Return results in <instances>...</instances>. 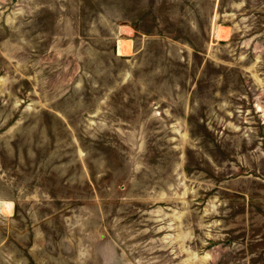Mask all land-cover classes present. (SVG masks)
Wrapping results in <instances>:
<instances>
[{
	"label": "rangeland",
	"instance_id": "374dc122",
	"mask_svg": "<svg viewBox=\"0 0 264 264\" xmlns=\"http://www.w3.org/2000/svg\"><path fill=\"white\" fill-rule=\"evenodd\" d=\"M0 264H264V0H0Z\"/></svg>",
	"mask_w": 264,
	"mask_h": 264
}]
</instances>
